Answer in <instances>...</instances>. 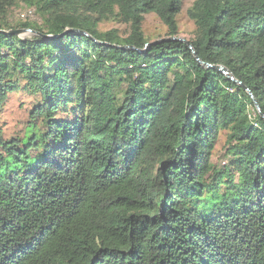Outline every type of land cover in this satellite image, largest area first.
I'll return each instance as SVG.
<instances>
[{"label":"trees","instance_id":"16d2710c","mask_svg":"<svg viewBox=\"0 0 264 264\" xmlns=\"http://www.w3.org/2000/svg\"><path fill=\"white\" fill-rule=\"evenodd\" d=\"M183 3L0 0V109L31 96L24 128L0 123V264H264V116L246 89L264 113V0L188 9L200 59L241 83L145 35L155 13L179 36ZM18 28L34 32H2Z\"/></svg>","mask_w":264,"mask_h":264},{"label":"rangeland","instance_id":"374dc122","mask_svg":"<svg viewBox=\"0 0 264 264\" xmlns=\"http://www.w3.org/2000/svg\"><path fill=\"white\" fill-rule=\"evenodd\" d=\"M195 0H184L182 10L177 16L178 24L180 27L179 36L186 39H190L195 34V23L188 15V9L192 6ZM25 10L24 5H19L12 9L10 18L14 21H24L20 14ZM27 20L39 21V16L36 14L33 17L27 18ZM117 28L121 34L126 35L129 32V26L123 23L114 21H105L99 24V29L109 30ZM143 31L145 35L151 41L158 40L166 37L168 33V27L155 13H147L143 22ZM31 33L24 34V36H30ZM31 96L20 93H13L10 96L8 102L0 109V123L8 133H16L21 128H24L25 123L29 115V103ZM226 135L222 132L221 139L215 147L214 154L218 155L219 149L222 148Z\"/></svg>","mask_w":264,"mask_h":264},{"label":"water","instance_id":"95a60500","mask_svg":"<svg viewBox=\"0 0 264 264\" xmlns=\"http://www.w3.org/2000/svg\"><path fill=\"white\" fill-rule=\"evenodd\" d=\"M70 31L77 32V33H81V34H87L86 32H84L82 30H78V29H74V30H70ZM2 32L24 36V34H27V33H31L32 34L34 31L31 28H18V29H11V30H3ZM170 40H177V41L185 42L192 49V51L194 52V55H195L196 59L200 63H203L207 67H214L215 69L223 72L230 80H233V81H236V82L241 83L240 81H238L236 79V77L232 74V72L228 68H226L225 66H223V65H212L211 63H205V62H203L200 59V57L198 56V54L196 53V51L194 50V48H193L192 44L190 43V41L188 39L184 38V37H181V36L164 37V38H160V39L156 40V42H160V41H170ZM156 42H154V43H156ZM149 44L150 43H147V46ZM124 48H131V49H135V50L138 49V48H136L134 46H129V45L124 46ZM246 89L248 90V92H249L250 96L252 97L253 101L255 102L257 110L260 112V114L262 116H264V113L262 112L261 107L258 104L257 99L255 98L254 94L252 93V91L248 87Z\"/></svg>","mask_w":264,"mask_h":264}]
</instances>
